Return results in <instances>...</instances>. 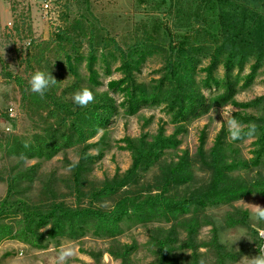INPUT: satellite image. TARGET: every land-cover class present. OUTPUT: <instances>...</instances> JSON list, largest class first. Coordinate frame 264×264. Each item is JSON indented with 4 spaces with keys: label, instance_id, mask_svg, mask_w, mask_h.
Masks as SVG:
<instances>
[{
    "label": "rangeland",
    "instance_id": "1",
    "mask_svg": "<svg viewBox=\"0 0 264 264\" xmlns=\"http://www.w3.org/2000/svg\"><path fill=\"white\" fill-rule=\"evenodd\" d=\"M238 2L243 3L244 0ZM254 7L264 11V5ZM220 8L219 0H57L45 14L39 4L30 0H0V138L4 139L10 133L31 137L40 130L38 124H43L44 120L42 109L37 111L24 105L23 86L9 78L6 72L21 76L25 87H29L28 81L35 71L51 72L57 82L49 90L54 88L57 96L69 101L84 88L94 94L107 91L108 81L122 76L120 72L103 75V85L96 88L81 81L74 92H65L77 80L64 64L59 40L56 39L58 31L74 30L78 33V29L73 28L79 22L85 26H101L124 48L146 37H153L155 43L168 46L171 34L176 41L188 35L192 41L199 37L201 43L215 45L220 39ZM32 39L35 45L30 46ZM82 49L84 52L89 50L87 40ZM165 56V53L149 56L142 71L137 73L138 81L149 85L160 77L159 70L164 65ZM59 59H62L60 64L56 63ZM202 60L201 67L209 64L208 56H203ZM249 66L250 63L245 73L249 72ZM80 72L83 77L87 75L84 64ZM223 73L221 66L217 75L222 76ZM204 76V72L200 73L199 78ZM111 94L121 100L119 94ZM262 95L264 66L255 82L238 92L236 100L247 102ZM162 108H143L133 116L121 112L107 129L100 130L89 140V143H95L104 136V143L101 144L104 155L89 163L84 170L81 198L77 196L74 181L75 164L82 155L81 146L62 150L49 160L8 156L0 148V175L7 177L34 165V180H24L19 187L30 203L46 207L52 201H58L71 207L93 206L110 210L125 195L143 198L162 192L167 172L187 152V180L169 183L165 194L176 199L195 196L205 191L212 181L211 150L220 130H228L227 120L237 111L256 117L263 113L262 107L243 110L232 104L215 106L208 114L187 123V130L179 135L181 144L166 150L154 166L141 169L135 181L115 194L93 201L91 190L112 181L117 173L122 175L132 165V153L119 149L116 140L128 135L134 139L143 136L150 141L161 125H164L166 135L174 133L176 125ZM203 130H206V140L201 155L200 135ZM255 139L249 137L235 142L229 135L224 159L228 163L250 159ZM88 153L97 156L99 148L90 147ZM229 178L238 183L262 179L264 166L240 168ZM7 191L8 182L0 180V200ZM259 206L264 207V196L254 193L229 204L192 207L189 214L178 219L159 218L146 222L126 219L122 223L123 232L115 237L90 232L79 239H47L44 249L20 240L5 239L0 242V264H162L157 240L169 241L171 238H174L173 249L166 254L163 264H220V256L211 245L215 231L224 251L230 254L224 259V264H250L251 257L259 252L264 254L261 237L264 222L252 218L253 210ZM243 211L249 213L245 223L227 224L230 217L238 218ZM192 225H196L195 231H192Z\"/></svg>",
    "mask_w": 264,
    "mask_h": 264
},
{
    "label": "trees",
    "instance_id": "2",
    "mask_svg": "<svg viewBox=\"0 0 264 264\" xmlns=\"http://www.w3.org/2000/svg\"><path fill=\"white\" fill-rule=\"evenodd\" d=\"M219 3L220 39L215 45L201 43L199 37L192 41L188 35L176 41L171 34L168 46L155 43L153 37H146L124 48L101 26H85L79 22L73 28L78 29V33L74 30L58 31L56 39L59 40L64 64L77 80L65 92H74L81 81L96 88L103 85V75L110 76L114 72H120L122 76L109 80L107 91L93 93L94 101L86 107H79L73 101L57 96L54 88L48 89L43 97L29 92L30 86H24L25 81L21 76L6 72L9 78L23 86L24 105L37 111L42 109L44 120L43 124H38L40 130L31 137L10 133L4 139L0 138V148L8 156L49 160L62 150L83 147L81 159L75 164L74 170L75 190L78 198H81L84 170L89 163L104 155V146L101 145L104 143V136L95 143H89V140L100 130L107 129L121 112L133 116L143 108L163 107L176 125L174 133L166 135L164 125H161L150 141L143 136L134 139L128 135L116 140L119 149L132 153V165L122 175L117 173L112 181L91 190V199L97 201L117 193L135 181L139 171L154 166L166 150L177 148L181 144L179 135L187 130V123L208 114L215 106L232 104L243 110L263 108L259 117L240 111L232 116L239 121L245 132L251 125H255L254 135H242L235 140L242 142L255 137L253 156L248 160L228 163L224 156L230 133L222 128L211 150L213 178L205 191L178 199L165 194L169 183L187 180L189 161L186 152L167 172L162 192L143 198L125 195L110 210L93 206L71 207L58 201H52L46 207L30 203L19 187L24 180H34V165L25 171L10 173L7 177L0 175V180L8 182L7 194L0 200V242L16 239L44 249L47 239H79L90 232L115 237L123 232L122 223L126 219L143 222L159 218L178 219L189 214L192 207L229 204L254 193L264 196V178L249 183L232 182L229 178L231 173L240 168L264 166V95L247 102L236 100L238 92L253 84L264 66V11L254 7L264 5V0H244L243 3L238 0H219ZM205 35L207 34H203ZM85 40L89 47L87 52L82 49ZM34 42L32 39L29 45ZM154 53H165V62L159 70L160 77L147 85L138 81L137 73L142 71L143 64ZM203 56L209 57V64L205 67H201ZM30 61L28 56L27 62ZM117 62L119 64L114 66ZM56 63H62V59ZM249 63V72L245 73ZM83 64L87 70L84 77L80 72ZM221 66L224 73L218 76ZM203 72L205 76L199 78ZM111 93L119 94L121 100ZM205 140L206 130H203L200 135L201 155ZM93 146L99 148L97 156L88 153ZM248 217L249 213L243 211L238 218L230 217L227 224H242ZM190 227L192 231L197 228L196 225ZM173 239L157 240L162 264L166 254L173 249ZM211 245L220 256V264H224V259L230 257V254L219 243L216 231ZM193 255L196 256L195 252Z\"/></svg>",
    "mask_w": 264,
    "mask_h": 264
},
{
    "label": "clouds",
    "instance_id": "3",
    "mask_svg": "<svg viewBox=\"0 0 264 264\" xmlns=\"http://www.w3.org/2000/svg\"><path fill=\"white\" fill-rule=\"evenodd\" d=\"M56 82L57 80L51 72L41 70L35 71L28 81L31 92L39 94L41 97H43L48 89L55 85ZM72 101L79 107H86L89 103L94 101L93 92L88 88H84L74 94ZM227 124L228 131L234 141L239 139L242 135L252 136L256 131L255 125H251L247 132H245L239 121L234 118L228 119ZM252 218L257 222H264V207L259 206L255 208L252 212ZM250 264H264V254L259 252L258 255L251 257Z\"/></svg>",
    "mask_w": 264,
    "mask_h": 264
},
{
    "label": "built area",
    "instance_id": "4",
    "mask_svg": "<svg viewBox=\"0 0 264 264\" xmlns=\"http://www.w3.org/2000/svg\"><path fill=\"white\" fill-rule=\"evenodd\" d=\"M30 1H33L37 4H39L41 6L42 10L45 12V14H48L52 5L57 0H30ZM11 111H14V108H11ZM261 237H262L263 242H264V233L263 232L261 233Z\"/></svg>",
    "mask_w": 264,
    "mask_h": 264
}]
</instances>
